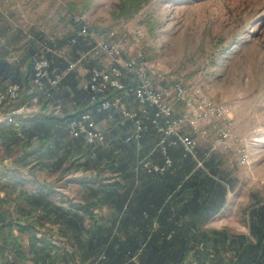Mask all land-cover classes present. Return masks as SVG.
<instances>
[{
    "label": "rangeland",
    "instance_id": "374dc122",
    "mask_svg": "<svg viewBox=\"0 0 264 264\" xmlns=\"http://www.w3.org/2000/svg\"><path fill=\"white\" fill-rule=\"evenodd\" d=\"M69 2H75V8L70 9ZM118 2L0 0V59L17 62L32 41L43 45L45 39L71 30L74 26L70 15L83 9L82 6H88L81 14V20L95 31L104 30L111 34L124 48L139 55V60H145L147 72L155 84L181 79L193 83L194 91L206 99L228 107L227 118L212 117L209 122L194 119L193 125L185 123L181 129L196 139V148L215 152L223 166L237 178L236 185L227 192L224 206L205 223V227L248 233L244 207L252 201V196L256 197V191L264 198V0H137L128 17L113 13ZM100 59L105 62L102 55ZM130 75L132 80L134 76ZM9 79L2 81L0 87L4 88ZM55 88L51 94L58 92L59 86ZM55 97L56 104L57 101L62 103L59 97ZM123 99L130 107L136 102L129 97ZM53 100L49 102V108H55ZM95 102V106H100L103 98ZM10 103L4 108V102H0V113L3 109L17 108ZM40 103L41 100L33 106L34 109L6 114L1 121L7 125L20 119L27 121L40 109ZM25 104L31 103L27 101ZM64 104L66 108L72 107L70 102ZM174 107L178 110L182 103L176 102ZM119 117L117 111L110 116L97 117L105 133V146L112 138H120L124 132L132 130V120ZM224 124L231 131L229 144L226 147L214 145V135ZM19 125L11 127L15 130L11 134H16V137L9 135L10 132L3 134L0 131V170L5 171L8 176L5 178L10 183V187L2 188L5 198L0 201V208L4 216L0 222L2 226L8 221L30 224L32 233L38 236L41 244L34 243L25 231H21L17 237L26 254L20 255L22 247L21 250L13 248L10 259L12 264H41L43 260L47 264H66L62 252L77 249L78 241L53 215L36 206L29 197L43 189L51 203L64 206L70 205L72 200L94 198L97 179L90 174L95 166L82 160L85 158L92 162L96 160V154L90 151L91 155L73 156L75 162L71 163L68 148L73 139L66 125L63 131L54 126L48 133L46 146L28 155L24 163H19L17 159L23 148L20 138H28V132L33 130L35 135L30 139L34 141L45 128L33 125L27 132ZM153 142L154 135L148 134L138 145L148 146ZM79 161L83 164L76 168ZM103 172L106 176L112 174ZM110 203L105 201L96 209L97 216L103 217L101 223L111 211ZM88 222L85 221L86 226ZM48 242L56 244L59 252Z\"/></svg>",
    "mask_w": 264,
    "mask_h": 264
},
{
    "label": "trees",
    "instance_id": "16d2710c",
    "mask_svg": "<svg viewBox=\"0 0 264 264\" xmlns=\"http://www.w3.org/2000/svg\"><path fill=\"white\" fill-rule=\"evenodd\" d=\"M74 5L75 2H69L70 9L75 8ZM136 5L137 0H119L113 13L128 17ZM82 7L79 11H85L88 6ZM72 16L69 19L74 27L66 33L45 39L43 45L32 41L17 62L0 59V83L7 78H10L9 82L19 83V95L10 104L18 107L30 101L35 94L39 96L38 102L41 100L40 109L32 118L35 121L22 129L28 132L33 125L45 128L34 141L30 139L35 135L33 130L28 132V138H20L23 148L17 159L19 163H24L28 155L46 146L48 133L54 126L65 130L68 119L91 107L88 92L80 85L81 74L76 66L65 72L55 85L59 86L56 94H51L55 86L45 93L32 82L34 55L48 59L50 73L64 69L72 60L79 59L78 62L89 69L103 64L101 54L91 52L93 39L79 33V23ZM126 74L129 75L125 78ZM130 74L134 76L132 80ZM135 79L130 72L122 76L125 83H133ZM117 93H120L118 89H109L106 96ZM55 96L62 101H57L61 106L59 113L53 111L54 107H48ZM127 97L133 99L132 96ZM53 102L56 104L55 100ZM66 102H70L72 107L66 108ZM149 111L152 114V110ZM127 133L124 132L120 138H112L108 146L83 145L80 137L70 136L73 139L68 148L71 163L75 162L73 156L91 155L90 151L96 154L97 158L91 159L92 162L85 158L82 160L95 166L90 174L97 179L94 198L72 200L70 207L65 208L51 203L43 189L29 197L36 206L53 215L78 241L77 249L62 252L66 264H264V198L258 191L244 207L248 233L227 228L208 229L205 223L225 204L227 192L237 183L236 176L223 166L215 152L196 148V155L202 163L199 165L180 143L167 146L171 164L164 170H147L137 164L139 158L157 163L164 158L155 144L158 133L150 126L142 133L140 142L146 135H154L153 144L148 146L138 145L135 140L124 141L123 136ZM83 162L79 161L76 168ZM103 171L112 174L106 176ZM105 201L111 202V211L101 223L103 217L97 216L96 209ZM85 221H89L88 226ZM6 225L10 229L17 226L21 231L32 233L30 224L8 221ZM48 244L59 252L57 246ZM41 264L47 262L43 260Z\"/></svg>",
    "mask_w": 264,
    "mask_h": 264
},
{
    "label": "built area",
    "instance_id": "2783aa9c",
    "mask_svg": "<svg viewBox=\"0 0 264 264\" xmlns=\"http://www.w3.org/2000/svg\"><path fill=\"white\" fill-rule=\"evenodd\" d=\"M80 12L73 14L74 21L79 23V33L89 35L93 39L91 52L101 54L105 62L101 66H92L81 86L88 92V109L82 110L66 121V128L72 137H80L82 144H104L105 133L95 119V113L112 115L117 111L120 116L132 120V130L123 136L124 141L135 140L139 143L142 133L153 129L158 133L157 147L163 153V161L160 163L138 159V163L147 170H164L171 164V157L167 152L169 144L180 143L186 153L201 160L196 155V139L190 132H184L181 127L185 123L193 125L194 119L201 118L209 122L212 117H229V110L223 103H215L193 90V83L184 82L181 79L169 83L155 84L153 77L147 72L145 60H139V55L131 53L123 44L112 37L106 31H95L88 24L80 20ZM140 33V31H139ZM74 40V37L72 38ZM78 60L69 61L67 66L54 72L49 71V61L43 56H32L33 84L42 92L55 86L68 70L76 66ZM133 73L136 77L133 83H125L122 80L124 73ZM118 89L120 93L106 96L107 90ZM19 95V83L8 82L0 89V102H4V108ZM132 96L136 100V106H128L123 97ZM103 98V105L94 106V99ZM39 96L33 95L30 105L22 104L15 109H3V114H13L22 110L34 109ZM176 102H181L182 107L176 109ZM33 104V105H32ZM149 110H152V114ZM148 120V121H147ZM231 131L224 124L220 126L213 138V144L226 147L229 144Z\"/></svg>",
    "mask_w": 264,
    "mask_h": 264
},
{
    "label": "crops",
    "instance_id": "0c3cea01",
    "mask_svg": "<svg viewBox=\"0 0 264 264\" xmlns=\"http://www.w3.org/2000/svg\"><path fill=\"white\" fill-rule=\"evenodd\" d=\"M77 64H76V67L78 68V70L81 69L83 65L81 63L80 64L82 66L79 63H77ZM82 70L81 71L79 70V72L81 74L80 85H81V82L84 79H86L88 77V74H89V68L83 67ZM52 72L53 71H51V73ZM56 100H58V99H56ZM131 105H132V103H131ZM133 106H135V104H133ZM58 110L60 111L59 104H56L55 108H54V112H58ZM101 115H107V114H105V113H95V119H96V121H97L99 126L101 124H99V121H98L97 117L101 116ZM32 118H33V116H31V118H29L27 121H25V119H20L19 122H15L14 124L10 123L12 125H9V124L7 125V122L1 121V119H0V131H2L3 134L10 132L9 135H12V136L16 137V134H11V132L13 133V129H14V128H11V127H17V125H19V124H16V123H20V125H22V128L25 127V126H29L35 121V120H32ZM5 119H7V118H5ZM8 120H10V119L8 118ZM26 122H27V124H26ZM100 127H102V126H100ZM32 138H33V136H32ZM5 176L8 177L7 174H5V171L0 170V201H3L2 198H5V197H3L4 192H3L2 188L4 186L5 187L6 186L10 187V185H9L10 183H8V181L6 180ZM8 187H7V189H8ZM54 204L55 205H59V206H63L65 208L70 207V205H67V204H66V206H64V204H60V203L59 204L54 203ZM3 216H4L3 210H2V208H0V221H2V222H3ZM2 222H0V264H12V261L10 259V255L12 254V249L13 248H17V249L19 248V250L22 249L23 253H21L20 255L26 254V250H25V247L22 245L21 240L17 237V233L20 234L21 230L17 226H13L11 229H10L9 226L5 227L6 224H5V226H2ZM17 222H20V221H17ZM20 223L25 224L24 222H20ZM15 229H17L18 232ZM22 232H24V231H22ZM25 233L28 235V239L32 240L34 243L38 242V240H37L38 236L37 235H35L33 233L34 234V236H33L32 233H29V232H26V231H25ZM38 243L41 244L40 242H38Z\"/></svg>",
    "mask_w": 264,
    "mask_h": 264
},
{
    "label": "bare ground",
    "instance_id": "6f19581e",
    "mask_svg": "<svg viewBox=\"0 0 264 264\" xmlns=\"http://www.w3.org/2000/svg\"><path fill=\"white\" fill-rule=\"evenodd\" d=\"M81 14H84V12H83V13H80V20H81ZM38 89H39V88H38ZM193 90H194V85H193ZM97 99H98V98H96V99H94V100H96V102H97ZM101 99H102V98H101ZM99 101H100V100H99ZM99 101H98V102H99ZM101 101H102V100H101ZM96 102H95V104H96ZM101 105H103V102H101ZM101 105H100V106H101ZM94 106H95V105H94ZM97 106H98V104H97ZM18 112H20V111H18ZM15 113H16V112H15ZM13 114H14V113H13ZM4 115H6V114H3V118H4ZM196 159H197V158H196ZM201 164H202V163H201ZM201 164H199V165H201Z\"/></svg>",
    "mask_w": 264,
    "mask_h": 264
}]
</instances>
